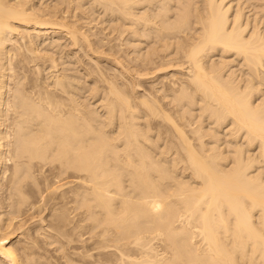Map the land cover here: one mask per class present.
Wrapping results in <instances>:
<instances>
[{"label":"bare ground","instance_id":"bare-ground-1","mask_svg":"<svg viewBox=\"0 0 264 264\" xmlns=\"http://www.w3.org/2000/svg\"><path fill=\"white\" fill-rule=\"evenodd\" d=\"M89 1L91 11L100 6L126 25L128 43L145 36L153 44L134 57L127 52L125 64L109 58L112 47L104 58L105 40L99 46L83 29ZM245 1L0 0V189L4 179L11 183L7 212L0 202V264L38 262L35 235L15 246L28 226L15 218L13 190L25 202L18 185H50L51 176L62 187L59 222L71 220L70 192L92 221L101 251L88 254L97 258L91 264H264V0L257 15L249 8L254 18ZM64 39L77 49L65 57L78 67H89L81 54L96 57L89 70L99 77L87 90L84 81L88 95L78 73L68 72ZM234 58L241 76L229 67ZM104 59L123 69L107 74ZM173 67L181 74H169L168 84L143 89L142 77L162 79Z\"/></svg>","mask_w":264,"mask_h":264},{"label":"rangeland","instance_id":"rangeland-1","mask_svg":"<svg viewBox=\"0 0 264 264\" xmlns=\"http://www.w3.org/2000/svg\"><path fill=\"white\" fill-rule=\"evenodd\" d=\"M43 1H45V0H43ZM51 0H46V3H48V2H50ZM88 1V0H87ZM241 1H243V0H241ZM245 1V0H244ZM247 1V2H246ZM245 1V4H246V6H251L252 4L254 5H252L251 7H248V9H246L245 11H247L246 13L248 14L249 12H250V10H251V12L252 11H254V12H256V11H259V8H255V4H257V3H260V1H257V0H251V2L249 1V0H246ZM249 1V2H248ZM253 2V3H252ZM90 3V4H89ZM252 3V4H251ZM86 4V5H85ZM88 4L90 5V6H88ZM249 4V5H248ZM87 7H89V8H87ZM91 7H92V2H84V11H86L87 12V16L85 15V18L83 17V16H81V17H83L82 18V21H83V19H84V21L82 22V24H83V29L84 30H87L88 31V33L90 32L91 34H93L92 35V37L93 38H95V39H97L96 40V42H98L99 43V41H100V43H99V46H101L100 44H104L105 42V45H103V48H102V46H101V48H100V50H101V53H99V54H101L104 58L108 55V53L110 52V48L111 49H114V50H111V52L110 53H112L111 55H110V53H109V58L110 59H117L118 57H119V59H120V57H121V61L122 62H124V64H125V61L127 62V58H128V56H126L127 54H131V57L133 56H135V55H137V54H135V53H138V54H141L142 52H145L146 51V49H147V47L148 46H151L153 43H152V39H149V40H146V37L145 36H140V37H138V38H141L140 40L137 38V37H135V38H130V40H132V42L137 46V49H136V47H134L133 45V43L132 44H130V43H128L129 41V37H130V34H129V32H128V30H126V25L125 24H123L124 26V28L122 27V24H121V22L122 21H120V20H118L120 23H118L117 24V20L116 19H111V18H114L113 16L111 17V15L109 16V14L108 15H106V16H108L107 18H106V16H104L103 14H104V12H103V9L100 7V6H98V7H94L93 8V11H91ZM87 8V9H86ZM96 8V9H95ZM249 8H251L250 10H249ZM89 9V10H88ZM102 10V11H101ZM90 11V12H89ZM94 12V13H93ZM249 13L250 15L251 14H254V12L253 13ZM260 12V11H259ZM96 13V14H95ZM78 14H80L81 15V13L80 12H78ZM248 14V15H249ZM256 15H257V12L255 13ZM255 14H254V16H255ZM259 14V13H258ZM260 14H262V15H260ZM260 14H259V17L260 16H262V21H264V12H260ZM98 16V17H97ZM101 16H102V18H101ZM253 15H251V18H254V16L252 17ZM89 18H91V19H89ZM88 19V20H87ZM109 19V20H108ZM111 19V20H110ZM90 20V21H89ZM89 21V22H88ZM109 21V22H108ZM111 21V22H110ZM102 24H101V23ZM106 22V23H105ZM113 22V23H112ZM85 23V24H84ZM92 23V24H91ZM98 23V24H97ZM111 23V24H110ZM264 23V22H263ZM95 24V25H94ZM116 24V25H115ZM121 24V25H120ZM101 25V26H100ZM110 25H114L113 27L112 26H110ZM120 25V26H119ZM262 25H264V24H262ZM261 25V26H262ZM85 26V27H84ZM117 27V29H115L116 27ZM90 29H89V28ZM96 27V28H95ZM94 28V29H93ZM100 28V29H99ZM106 30H104V29ZM111 28V29H110ZM121 28V29H120ZM89 29V30H88ZM96 29V30H95ZM99 29V30H98ZM109 31H108V30ZM92 30H94V31H92ZM104 30V31H103ZM113 30V31H112ZM117 30V31H116ZM100 31V32H99ZM102 31V32H101ZM121 31V32H120ZM110 32V33H109ZM114 32V33H113ZM120 32V33H119ZM123 32H124V34H123ZM98 35H97V34ZM114 34V35H113ZM118 35V36H117ZM129 37H128V36ZM98 36V37H97ZM99 36H101V37H99ZM109 38H108V37ZM110 36H112V37H110ZM107 37V38H106ZM117 37V38H116ZM119 38H120V40H119ZM106 39H107V41H106ZM109 39V40H108ZM110 39H112V42H111V40ZM137 39V40H136ZM66 39H64V41H65ZM105 40V42H103ZM119 40V41H118ZM101 41H102V43H101ZM118 41V42H117ZM137 41H139V42H137ZM63 42V41H62ZM110 42V43H109ZM119 45H117L116 43ZM142 42V43H141ZM113 43V44H112ZM122 43V44H121ZM137 43V44H136ZM143 44L142 46H140L139 47V44ZM67 44V45H66ZM70 43L66 40L65 42H63L62 43V45L65 47L64 49H63V52H62V54H63V56H64V58H65V61H66V64L68 63V62H70V64H72L73 63V66L72 65H70V68H71V70H69L68 72H69V74H71V75H76V72L78 73L77 74V76H80L78 79H80V81H82V83H81V87H82V85H83V89H84V87L86 88V90L89 88V87H91L92 85L91 84H94V78H95V76L97 75L96 73H94V71H95V69H96V67L95 66H93L94 64H93V62H94V59H96V57H94L92 54H90L89 56L87 55L86 57H84L82 54V56L80 55V57L82 58H80L79 60H81V62L83 63V64H86L87 65V67H88V72H90V73H92V76L91 75H88V74H90V73H88L84 68L82 69V67L83 66H79L78 67V65L76 64V63H74V61H76L77 59L76 58H73L72 59V61H71V59H69L70 57H68V58H66L65 57V55H72V54H70L69 52H71V50L73 51V52H75L77 49H74V46H71V45H69ZM107 44H109V45H107ZM112 44V45H111ZM127 44V45H126ZM140 44V45H141ZM147 44V45H146ZM71 46V47H70ZM121 46H124V47H121ZM129 46V47H128ZM68 47V48H67ZM114 47V48H113ZM116 47V48H115ZM121 48V49H120ZM125 48V49H124ZM134 48V49H133ZM138 48H140L141 50H138ZM143 48H144V51H143ZM117 49H119L118 51H117ZM131 49V50H130ZM104 51V52H103ZM112 51H114V53L112 52ZM137 51V52H136ZM140 51H142L141 53H139ZM100 52V51H99ZM103 52V53H102ZM115 52H118V53H116L118 56H116V54H115ZM127 52H129V53H127ZM107 53V54H106ZM61 53H59L58 55H62ZM106 56H105V55ZM113 54H115V57L114 56H112ZM129 54V55H130ZM134 54V55H133ZM89 57L90 58H92V59H89ZM108 57V56H107ZM216 57H218V56H216ZM234 57V56H233ZM232 58V57H231ZM118 59V60H119ZM235 59V58H234ZM83 60V61H82ZM87 60H88V62H87ZM107 59H104L103 60V62H105V63H107V61H106ZM237 59H235V61H233L231 64H233V65H230L229 67L231 68L232 67V69H233V67H234V70H235V67H236V70H237V68H238V71H237V74L238 75H240L241 76V74L243 73L240 69L242 68V66L238 63V61L239 60H237ZM138 62V61H137ZM235 62H236V64H235ZM109 63V62H108ZM107 63V66H109V67H105V71L107 72V74H111V75H113V74H115V73H117V75L119 74V71H118V69H123V67H121V68H118V67H116L114 64H108ZM136 63V62H135ZM74 64H76L75 66H74ZM235 64V65H234ZM112 67H111V66ZM76 66L79 68H77L76 69ZM73 67V68H72ZM90 67H92L93 69H94V71L92 72V70H89V68ZM118 68V69H117ZM240 68V69H239ZM74 69V70H73ZM76 69V70H75ZM108 69V70H107ZM174 69H178V68H175V67H173V70H168L167 72H165L164 74H161L160 75V77L162 78V79H160V78H158L157 76H154V77H146V76H144L146 79H144V77H142V79H141V84H142V86H145L143 89H145V91H150V90H152V86L154 85V84H157V82H160L159 83V86L161 85V83L163 82V83H167L168 84V82H170V79H169V74H170V76L172 75V74H174V72H178V74L180 75L181 74V72L178 70H174ZM26 70H27V68H26ZM80 70V73L78 72ZM113 70V71H112ZM115 70H117V71H115ZM73 71V72H72ZM75 71V72H74ZM228 72H229V69L227 70ZM105 72V73H106ZM109 72V73H108ZM75 73V74H74ZM84 73V74H83ZM175 73V74H176ZM29 74H30V72H29ZM79 74H81V75H79ZM86 76V78H85V76ZM164 75H166L167 77H165ZM81 76H82V78L84 77L85 79H81ZM92 77V78H90V79H88V77ZM94 76V77H93ZM163 76V77H162ZM97 77H99L98 75H97ZM157 77V78H156ZM149 78V79H148ZM164 78H166L167 79V81H166V79H164ZM99 79V78H98ZM144 79V80H143ZM160 79V80H159ZM163 79H164V81H163ZM169 79V80H168ZM88 80V81H87ZM157 80V81H156ZM86 82V85H85V82ZM83 82H84V84H83ZM102 82H98L97 84H98V86L100 87V88H102L103 87V85H104V83H103V85L101 84ZM119 83H120V81H119ZM166 83H165V85H166ZM88 84H90V86H88ZM150 84V85H149ZM151 84H153V85H151ZM85 85V86H84ZM101 85V86H100ZM148 85V86H147ZM88 86V87H87ZM94 86V85H93ZM151 86V88H149ZM264 87V86H263ZM262 87V88H263ZM147 89V90H146ZM150 89V90H149ZM86 90L84 89L82 92L83 93H85V94H83L84 96L85 95H88V92L89 91H87L86 92ZM102 89H100V96H99V92H98V94L95 96V98L93 97L92 99H90L91 100V102H93L94 101V99H95V101H96V103H98L99 101H100V99H102L101 97L103 96V93H101L102 91H101ZM144 90L143 91H138L137 92V94H142V93H144L145 92ZM263 93V92H262ZM262 93H260V94H262ZM95 94V93H94ZM94 94H92V95H94ZM82 95V94H81ZM82 95V96H83ZM259 96V95H258ZM92 97V96H91ZM98 97H99V99H98ZM98 99V100H97ZM196 106V105H195ZM194 106V107H195ZM197 107V108H196ZM195 107V109L196 110H198L199 109V106L197 105ZM99 109H101V108H99ZM195 110V111H196ZM198 112V111H197ZM197 112H195V113H197ZM194 116V118H196L195 117V115H193ZM11 122H12V117L10 116V119H9V121H8V124L10 125L11 124ZM204 124H207V123H204ZM224 145V144H223ZM49 166H47V168H48ZM51 167V166H50ZM49 167V168H50ZM46 168V169H47ZM49 168L47 169V174H50L49 173ZM49 170V171H48ZM50 176V175H49ZM52 178V176L51 177H49V183L50 182H54L53 184L51 183L50 185H48V183H46V184H44L43 182L42 183H40V185H39V183H34L33 181H31V179H27V182L24 180V181H22V183L20 184V185H18V187L19 186H21V187H19L20 188V190H22V191H24V193L25 194H27V197L29 198V200L31 199L32 201H34V202H32L31 200L29 201L28 200V198H27V202L25 201V202H20V199H19V196L18 195H16L17 194V188L15 187L14 188V192H13V201H14V203H15V208H16V210H17V215H15V218H16V216H17V218L16 219H18L19 217H18V215L20 216V217H22V221H23V223H26L25 224V226H24V228L26 227V226H28V230H25V231H21V233H20V231H17V233H18V236L14 239V242H15V246H17V247H21L24 243H26L27 241H32L33 240V238H34V235H35V238H36V241L38 242L37 243V246L36 247H33L34 249H32V253L33 254H35L34 255V257H36V258H38V262L37 263H40V264H80L81 262V264H84V262H85V264L87 263V264H91L90 263V260L92 261L93 260V258H94V260L95 259H97V258H99L100 257V253H99V250L101 251V249H100V245L98 244V243H95V241L97 242V240L98 239H96L95 237H93V236H91V233H92V235L94 234L93 232H96L95 231V229H91V224L90 223H92V221H90V220H88V223H86L87 222V215L85 214V210L83 209V208H80L79 207V205H78V203L76 202V199H77V197H76V195H75V193L74 192H70V196H69V198H68V201H69V203H68V209L67 210H69V218L71 219V220H69V222H71V223H69L68 222V226L67 225H65V226H67V227H65L61 222H59V220L57 219V214L59 213V212H61V210H63L64 208H63V206H64V201H63V199L61 198V189H62V187H61V184H60V179H57V180H52L51 179ZM8 179L9 178H7V179H4V181H2V183H1V189H0V202L2 203V206H4L3 208V210H4V212H7V210L10 208L9 206H6V205H9V202H10V200H9V195L11 194V183L9 182L10 181V179H9V181H8ZM30 180V181H29ZM23 182H25V183H23ZM5 183V184H4ZM4 184V185H3ZM10 184V185H9ZM25 184V185H24ZM30 184V185H29ZM38 184V185H37ZM44 185L43 187H42V185ZM36 185L38 186V187H36ZM10 186V187H9ZM49 186V187H48ZM32 187V188H31ZM42 187V188H41ZM45 187V188H44ZM48 187V188H47ZM51 187V188H50ZM58 187H59V189H58ZM61 187V188H60ZM31 188V189H30ZM34 188V189H33ZM43 188H44V190H43ZM52 188H53V190H52ZM25 189H26V191H25ZM51 189V190H50ZM56 189L58 190L57 192H59V195H58V193L57 192H54V191H56ZM29 190V191H28ZM38 190V191H37ZM41 190V192H39ZM43 190V191H42ZM47 190H48V193H47ZM6 191V192H5ZM28 191V192H27ZM34 191V192H33ZM50 191V192H49ZM29 192H30V194H29ZM46 192V193H45ZM54 192V193H53ZM37 193V194H36ZM52 193V194H51ZM42 194V195H41ZM54 194V195H53ZM7 196V197H6ZM36 196V197H35ZM37 196H38V198H37ZM48 196V197H47ZM49 196H51V197H49ZM3 197V198H2ZM46 197V198H45ZM33 198V199H32ZM44 198V199H43ZM7 199V200H6ZM17 199V200H16ZM36 199H38V200H36ZM51 201H50V200ZM19 200V201H18ZM46 200V201H45ZM8 201V202H7ZM3 202H5V203H3ZM30 202H32L34 205H32V203H30ZM37 202V203H36ZM45 202V203H44ZM74 202V203H73ZM19 203V204H18ZM21 203H23V204H21ZM30 203V204H29ZM5 204V205H4ZM38 204V205H37ZM45 204V205H44ZM17 205V206H16ZM23 205V206H22ZM43 205H44V207H43ZM52 205V206H51ZM57 205V206H56ZM60 205V206H59ZM71 205V206H70ZM33 206V207H32ZM8 209H7V208ZM39 207V208H38ZM57 207V208H56ZM58 207H60L59 208V210L58 211H56L57 209H58ZM61 207L63 208V209H61ZM75 209H74V208ZM80 209H79V208ZM26 208V209H25ZM31 208V209H30ZM50 208V209H49ZM23 209V210H22ZM30 209V210H29ZM36 209V210H35ZM72 209V210H71ZM82 209V210H81ZM53 210V211H52ZM77 211L76 212V215L75 214H73V213H75L74 211ZM20 211H21V213H20ZM24 211V212H23ZM50 211V212H49ZM70 211H71V213H70ZM38 214H37V213ZM57 212V214L55 215V213ZM44 213V214H43ZM81 213V214H80ZM82 213H83V215H82ZM40 214V215H39ZM79 214H80V216L83 218L84 216H86V217H84V218H86L85 220L84 219H80L81 217L79 216ZM45 215V216H44ZM52 215V216H51ZM55 215V216H54ZM71 215V216H70ZM75 215V216H74ZM36 216V217H35ZM42 217V219L44 220V222H46V225H43L42 226V224H41V220H40V218ZM39 219H38V218ZM54 217V218H53ZM56 217V218H55ZM71 217H73V219L71 218ZM79 217V218H78ZM52 218V219H51ZM20 219V218H19ZM55 221H54V220ZM75 219V220H74ZM80 219V220H79ZM25 220H26V222H25ZM32 220V221H31ZM38 220H40V222H38ZM16 221H18V220H16ZM22 221H21V223H22ZM28 221V222H27ZM31 221V222H30ZM60 223V224H58V226L55 224V223ZM35 222V223H34ZM50 222V223H49ZM52 223V224H51ZM55 225H54V224ZM69 224H72L71 226L73 227V225H74V227L72 228V227H70L69 226ZM78 224V225H77ZM85 224V225H84ZM63 225L64 226V231H63V229H62V227L61 226ZM83 225V227H81ZM88 225H89V228H88ZM51 226H53L54 228L56 227V229H59V228H61V231H59L58 232V230H56V229H54L53 227H51ZM60 226V227H59ZM75 226H76V228H75ZM43 227H44V229H43ZM50 227V228H49ZM57 227H59V228H57ZM80 227V228H79ZM36 228V229H35ZM39 228H42V230L43 231H41ZM47 228V229H46ZM67 230H66V229ZM78 228H79V230H78ZM93 228V227H92ZM31 229V230H30ZM50 229V230H49ZM83 229V230H82ZM40 230V231H39ZM45 230V231H44ZM69 230H70V232H69ZM92 231V232H90V231ZM37 231L39 232V235L38 236H36V234H34V233H37ZM47 231V232H46ZM49 231H50V233H49ZM58 232V233H55V232ZM68 233H67V232ZM88 231V232H87ZM63 232V233H62ZM81 232V233H80ZM87 232V233H86ZM54 233V234H53ZM74 234L73 236H69V234ZM33 234V236H31ZM40 234H41V236H40ZM66 234V235H65ZM22 235V236H21ZM25 235V236H24ZM29 235V236H28ZM47 235V236H46ZM57 235V236H56ZM62 235H64L63 237H62ZM68 235V236H67ZM80 235V236H79ZM95 235V234H94ZM48 238H46V237ZM53 236V237H52ZM56 236V237H55ZM58 236L60 237V239H58ZM93 237L94 239H95V241L93 240L92 241V238L91 237ZM37 237H38V240H37ZM40 237V238H39ZM81 237L83 238V239H81ZM91 239H90V238ZM30 238V239H29ZM34 238V239H35ZM46 238V239H45ZM50 238V239H49ZM70 238H72V240L70 239ZM80 238V239H79ZM18 239V240H17ZM29 239V240H28ZM43 239V240H42ZM55 239H56V241H55ZM47 240V242H45ZM52 240H54V241H52ZM75 240V241H74ZM85 240V241H84ZM90 240L92 241V242H90ZM17 241V242H16ZM50 241V242H49ZM59 241V242H58ZM70 241V242H69ZM72 241V242H71ZM77 241V242H76ZM43 242H45V243H43ZM56 242H58V243H56ZM63 242V243H62ZM84 242V243H83ZM19 243V244H18ZM67 243V244H66ZM73 243V244H72ZM75 243V244H74ZM80 243V244H79ZM81 243H83V244H81ZM93 243V244H92ZM58 244V245H57ZM61 244V245H60ZM91 244V245H90ZM99 246H98V245ZM55 245V246H54ZM69 247H68V246ZM86 245V246H85ZM93 245V246H92ZM96 245H97V247H96ZM45 246V247H44ZM50 246V247H49ZM51 246H53L52 248H51ZM58 246V247H57ZM67 246V247H66ZM77 246V247H76ZM85 246V247H84ZM41 247V248H40ZM91 247H92V249H91ZM71 248V249H70ZM75 248V249H74ZM81 248H84V249H81ZM85 248H86V250H85ZM95 248V249H94ZM97 248H98V250H97ZM62 249V250H61ZM78 249V250H77ZM81 249V250H80ZM93 249H94V252H95V250H97L95 253H93V255L95 254L96 255V257L97 258H95V255L93 256V257H91V256H88V254L91 252V254H92V252H93ZM37 250V251H36ZM53 250H57L56 252L55 251H53ZM88 250H90V251H88ZM41 251V252H40ZM52 251V252H51ZM63 251V252H62ZM72 251H74V253L72 252ZM77 251V252H76ZM35 252V253H34ZM39 252V253H38ZM38 253V254H37ZM42 253V254H41ZM47 253V254H46ZM55 253H56V255H55ZM77 253H79V254H77ZM81 253V254H80ZM99 253V254H98ZM44 254V255H43ZM54 254V255H53ZM84 254V255H83ZM85 254H87V255H85ZM46 255V256H45ZM52 255V256H51ZM72 256V258H71V256ZM76 255V256H75ZM78 255H80V256H78ZM81 255H82V257H81ZM99 255V256H98ZM40 256H41V259H40ZM78 256V257H77ZM85 256H87V257H85ZM45 258L46 259V261L45 260H43L42 258ZM48 257V258H47ZM79 257H81V260H80V258ZM91 257V259H89ZM84 258V259H83ZM55 259V260H54ZM78 259V260H77ZM87 259H88V261H87ZM41 262H40V261ZM48 260V261H47ZM55 262H54V261ZM72 260V261H71ZM44 261V262H43ZM75 261V262H74ZM78 261V262H77ZM79 261H81V262H79ZM84 261V262H83ZM94 261H92V263H93ZM36 263V264H37Z\"/></svg>","mask_w":264,"mask_h":264}]
</instances>
